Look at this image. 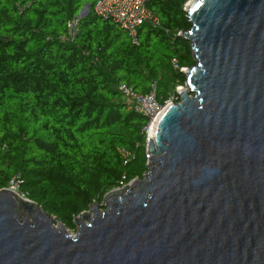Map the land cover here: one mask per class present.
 Masks as SVG:
<instances>
[{
	"label": "water",
	"instance_id": "1",
	"mask_svg": "<svg viewBox=\"0 0 264 264\" xmlns=\"http://www.w3.org/2000/svg\"><path fill=\"white\" fill-rule=\"evenodd\" d=\"M184 10L195 63L153 123L142 177L75 216L74 234L1 188L0 264H264V0Z\"/></svg>",
	"mask_w": 264,
	"mask_h": 264
},
{
	"label": "trees",
	"instance_id": "2",
	"mask_svg": "<svg viewBox=\"0 0 264 264\" xmlns=\"http://www.w3.org/2000/svg\"><path fill=\"white\" fill-rule=\"evenodd\" d=\"M97 1L0 0V189L16 177L18 192L69 230L146 170L148 118L117 86L147 93L155 83L164 103L195 63L179 35L191 26L188 0H150L158 23L136 39L98 16Z\"/></svg>",
	"mask_w": 264,
	"mask_h": 264
},
{
	"label": "built area",
	"instance_id": "3",
	"mask_svg": "<svg viewBox=\"0 0 264 264\" xmlns=\"http://www.w3.org/2000/svg\"><path fill=\"white\" fill-rule=\"evenodd\" d=\"M149 1L150 0H98L94 6V11L101 18L115 22L127 32L130 37L136 39L140 25L143 23L156 25L158 23L148 9L147 4ZM75 23L76 20H73L69 24V35L73 34ZM181 88L182 86H177L175 92L171 93L164 103H161L156 97L155 83L151 84L150 90L147 93H139L126 84H119L117 86L123 100L128 102L133 107L134 111L143 113L148 118V123L142 129L146 139L145 157L147 160L150 157L147 152V140L151 136L153 123L168 103L178 100L177 91ZM18 186L19 181L15 177L11 180L8 188L24 197L23 194L18 192Z\"/></svg>",
	"mask_w": 264,
	"mask_h": 264
},
{
	"label": "rangeland",
	"instance_id": "4",
	"mask_svg": "<svg viewBox=\"0 0 264 264\" xmlns=\"http://www.w3.org/2000/svg\"><path fill=\"white\" fill-rule=\"evenodd\" d=\"M76 229H77V227L75 226L73 229H70L69 232L72 233V234H74L76 232Z\"/></svg>",
	"mask_w": 264,
	"mask_h": 264
},
{
	"label": "bare ground",
	"instance_id": "5",
	"mask_svg": "<svg viewBox=\"0 0 264 264\" xmlns=\"http://www.w3.org/2000/svg\"><path fill=\"white\" fill-rule=\"evenodd\" d=\"M57 227H59V226H57Z\"/></svg>",
	"mask_w": 264,
	"mask_h": 264
}]
</instances>
